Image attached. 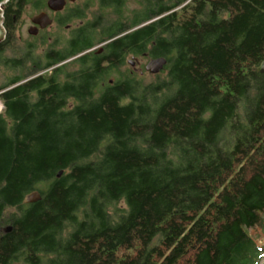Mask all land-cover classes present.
<instances>
[{"label": "trees", "instance_id": "1", "mask_svg": "<svg viewBox=\"0 0 264 264\" xmlns=\"http://www.w3.org/2000/svg\"><path fill=\"white\" fill-rule=\"evenodd\" d=\"M186 1L22 60L2 58L5 26L0 63L28 66L0 85V227L11 226L0 264L264 257V0L175 10ZM109 38L101 54L61 63ZM142 53L166 58L154 81L106 84ZM33 190L41 199L23 204Z\"/></svg>", "mask_w": 264, "mask_h": 264}, {"label": "flooded vegetation", "instance_id": "2", "mask_svg": "<svg viewBox=\"0 0 264 264\" xmlns=\"http://www.w3.org/2000/svg\"><path fill=\"white\" fill-rule=\"evenodd\" d=\"M47 2L48 0H6L1 8L4 30L5 26H7V29H14L17 26L23 28L26 25V32L33 39H43L46 32H51L50 35H47L48 46L51 49L63 50V52L69 53L72 40L78 42L76 48H83L87 45L86 34L88 31L91 33L95 26H130L137 22H139V25H143L165 14L156 15L146 20L145 18L152 13L150 11L151 4L154 11L168 4L163 3L165 0H65L60 10H52L48 7ZM196 3H200L205 7L210 5V0H187L185 3L176 6L175 10L188 8ZM42 12L46 13L51 20V23L44 28H40L38 24L33 22V18ZM51 27L54 28L49 31ZM61 28L64 31H61ZM30 29L36 33L30 34ZM63 32L65 37L61 39L60 36ZM125 33L123 32L120 35ZM113 39L109 38L101 41L75 56L66 58L61 63L70 62L86 53L101 54L106 45L112 42ZM139 56L145 57L147 55L146 53L137 56L133 54L127 55L122 66L124 68L127 65V70L121 67L116 68L115 71H117L107 79L106 84L113 85L118 80L123 81L125 76L133 73H144L145 69L141 68L138 61ZM124 70L127 71V74ZM45 72L51 74L52 68L44 69L38 74ZM103 85L104 83H102Z\"/></svg>", "mask_w": 264, "mask_h": 264}, {"label": "rangeland", "instance_id": "3", "mask_svg": "<svg viewBox=\"0 0 264 264\" xmlns=\"http://www.w3.org/2000/svg\"><path fill=\"white\" fill-rule=\"evenodd\" d=\"M134 5V4H133ZM31 12V11H29ZM54 27L49 28V31H52ZM61 31H64L63 28H61ZM11 35H13L12 42H9L7 44V47H5L4 52L2 53V58H20L22 60L24 57H27L28 55H31L30 50L32 49L33 56H41L46 51L50 50L51 47L48 46V40L47 35H50L51 32H46L43 36V39H33L31 38L27 32H26V25L23 28H20L17 26L16 28L12 29L10 32ZM61 39L65 37V33H61ZM31 44V45H30ZM138 61L140 62L141 68H144L145 64L148 61V57H141L139 56ZM26 66L28 64H25L24 66L13 70L6 66H4L2 63H0V85H3L10 77L18 74H22L21 71L24 73L27 71ZM24 67V68H23ZM128 66L125 65V67L122 69L127 70ZM124 70V71H125ZM136 76L139 77L142 82L148 83L155 80V77H153L150 73L144 72L140 75L136 73ZM3 110V105L0 101V112ZM7 226V224H2L0 227V230L3 231ZM264 263V257H261L259 259V264ZM11 264H24L22 261H14Z\"/></svg>", "mask_w": 264, "mask_h": 264}, {"label": "water", "instance_id": "4", "mask_svg": "<svg viewBox=\"0 0 264 264\" xmlns=\"http://www.w3.org/2000/svg\"><path fill=\"white\" fill-rule=\"evenodd\" d=\"M5 1L6 0H0V42H2L5 37V30L2 25L3 20H2V10H1L2 5L4 4ZM64 1L65 0H48L47 5L52 10H60L64 5ZM33 22L34 24H38L40 28H44L51 23V20L46 13L42 12L33 18ZM29 33L35 34L36 32L30 29ZM165 64H166L165 57L161 56V57L151 58L145 64L144 69L146 72L150 74H157L164 68ZM257 70L258 72H264V61L259 65ZM61 173L62 171H60L57 174V176H60ZM40 199H41L40 192L38 190H33L24 195L22 202L23 204H30L37 202ZM3 231L5 233L10 232L11 226H7Z\"/></svg>", "mask_w": 264, "mask_h": 264}]
</instances>
